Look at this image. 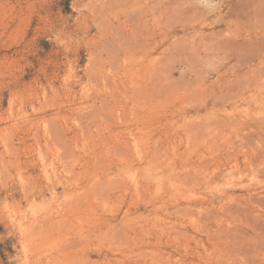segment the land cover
<instances>
[{
	"label": "rangeland",
	"instance_id": "rangeland-1",
	"mask_svg": "<svg viewBox=\"0 0 264 264\" xmlns=\"http://www.w3.org/2000/svg\"><path fill=\"white\" fill-rule=\"evenodd\" d=\"M106 1L0 0V264H264V0Z\"/></svg>",
	"mask_w": 264,
	"mask_h": 264
},
{
	"label": "bare ground",
	"instance_id": "bare-ground-1",
	"mask_svg": "<svg viewBox=\"0 0 264 264\" xmlns=\"http://www.w3.org/2000/svg\"><path fill=\"white\" fill-rule=\"evenodd\" d=\"M133 2H134V0H107L106 2H101L102 4H101V6L99 7V11L101 12V14L103 15V16H106V19H105V17H103L104 18V21H102L103 20V18H102V16H101V18H102V22H104L105 23V21H107V18H109V16L110 15H113L114 17H116V19H117V22H118V24L115 26V29L116 30H118L117 31V33H116V30L113 28V26H114V23L113 24H111L109 27H112V28H110V29H114L115 31H113V33L115 32L116 34V36L119 38V36H118V33H121L122 35H123V37H125L127 34H128V32H130V31H127V28H132L133 27V23L135 22V20H136V17L135 16H137V15H139V13H141V12H137L136 14L135 13H131V11L130 10H133L132 8L128 11V10H126L125 12L127 13H125L126 14V16L125 17H123V18H121L120 16H119V14H117V9H118V7H122V8H124V10L125 9H127L128 7H130V5H132L133 4ZM261 7V9H260V11L259 12H261V13H264V5L262 6H259V8ZM90 8V7H89ZM133 8H135V6L133 7ZM88 9V8H87ZM91 9H92V7H91ZM90 9V10H91ZM94 9V8H93ZM96 9V8H95ZM92 11V10H91ZM91 11H90V13H91ZM120 11V10H119ZM93 12V11H92ZM93 14V13H92ZM94 14H96L95 13V11H94ZM98 14V13H97ZM124 14V13H123ZM137 17H139V16H137ZM140 19V18H139ZM109 20V19H108ZM145 22V21H144ZM100 23V22H99ZM108 23V22H107ZM136 23H138V20H137V22ZM101 24V23H100ZM106 24V23H105ZM116 24V23H115ZM145 24V23H144ZM143 24V25H144ZM135 25H137V24H135ZM103 26V25H102ZM102 26H100L101 28H105V27H102ZM108 26V25H107ZM136 27H138V26H136ZM134 29H136L135 27H134ZM132 30V29H131ZM133 31V30H132ZM134 32H136V31H134ZM136 34H137V32H136ZM258 35H263L264 36V28H261L260 30H259V32L257 33ZM115 35H112V36H115ZM145 37V36H144ZM261 38H263V40H264V37H261ZM120 41V40H119ZM125 41V40H124ZM115 43V42H114ZM121 43H125V42H122L121 41ZM142 43V42H141ZM252 43V40L251 39H249V40H247V41H245L244 43H238L237 41L236 42H232L231 43V45L230 46H232L233 47V49L234 50H236V48H238V47H242L243 45H248V44H251ZM116 44V43H115ZM264 44V43H263ZM119 45H120V43H119ZM124 45V44H123ZM130 46V45H129ZM127 47V46H126ZM136 47V46H135ZM144 47V46H143ZM123 51V50H122ZM264 51V49L261 51V53Z\"/></svg>",
	"mask_w": 264,
	"mask_h": 264
}]
</instances>
